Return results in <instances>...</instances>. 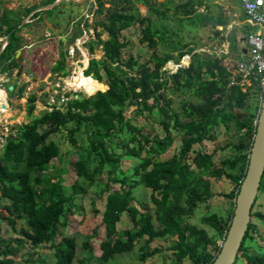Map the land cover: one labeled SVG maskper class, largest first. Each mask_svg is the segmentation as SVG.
Wrapping results in <instances>:
<instances>
[{"label":"trees","instance_id":"16d2710c","mask_svg":"<svg viewBox=\"0 0 264 264\" xmlns=\"http://www.w3.org/2000/svg\"><path fill=\"white\" fill-rule=\"evenodd\" d=\"M137 2L147 6V15L141 14L135 5ZM96 6L99 17L88 46L90 53L101 47L103 55L99 59L91 58L83 71L90 78L88 93L93 89L95 93L90 96L74 93L78 97L70 98L72 93L68 92L65 94L68 99L61 106L64 109H44L38 115H33L37 97L30 94L26 105L30 120L16 125V132L5 137L0 149V264H37L29 258L19 261L17 257L27 246L37 248L43 244L53 249L55 264H73L78 253L76 235H63L56 240L59 226L65 225L67 214L75 210V198L85 196L104 174L106 180L99 197L91 201L93 216L100 213L96 207L99 200L104 207L101 223L105 235L99 243L101 261L107 262L115 254L133 250L143 239L139 247L143 260L166 250L172 255V264L186 261L210 264L220 250L245 175L263 88L258 81L242 80L235 73L236 65L225 62V55L194 51L195 47H189L192 42H181L174 36L175 30L169 31L163 22L168 14L179 20L200 14L191 2L172 5L171 0H96ZM30 10L27 8L25 14ZM39 14L36 11L33 15ZM154 16L162 22L158 24ZM20 20L12 11L4 15L0 37L6 36V39L4 44L0 40V48L3 46L0 71L17 66ZM212 23L214 27L225 26L228 19L219 11ZM134 24L142 26L139 41L146 43L148 55L138 59L129 53L123 59L127 41L121 32ZM249 31L250 26L242 23V41L246 42ZM103 32L107 33L106 39L101 37ZM231 33L227 38L229 51L237 59L243 49ZM173 51H177V59L173 58ZM169 61L175 66L174 71L164 68ZM3 62L6 66H2ZM65 67L62 51L50 71L67 75ZM12 86L10 92L15 84ZM166 90L193 98H182L176 110L171 106L173 100L165 97ZM130 105H135L134 116L157 119L162 134L144 132L143 127L127 118L125 111ZM69 123L73 124L67 129L69 141L76 145L75 134L84 132L87 145L83 151H74L69 159L75 179L67 194L60 176L49 173L48 168L51 160L60 154L58 144L49 137ZM216 125L225 129L233 127L237 133L234 142L226 143L231 153L219 159L220 166L214 160L215 151L195 149L213 138ZM116 134L122 138L113 141ZM175 136L180 137L179 149L165 160L157 159L167 152ZM130 156L138 158V162L127 174L121 165L122 159ZM222 177L234 182L233 190L222 194L230 207L225 216L207 212L201 217V222L213 230L210 233L189 219L199 205L213 196L208 178ZM137 186L151 190V205L133 195ZM263 192L264 172L258 194ZM257 199L251 208V218L263 219L264 214L254 210ZM122 213L128 216L131 228L117 227ZM2 222L16 236L3 237ZM254 233L259 234L250 220L234 263L239 260L244 264H264V248L256 253L250 252L246 245ZM96 235L94 228L82 244L88 253L92 251L88 241ZM157 238L170 243L150 249V243ZM259 238L264 241V236L259 234Z\"/></svg>","mask_w":264,"mask_h":264},{"label":"rangeland","instance_id":"374dc122","mask_svg":"<svg viewBox=\"0 0 264 264\" xmlns=\"http://www.w3.org/2000/svg\"><path fill=\"white\" fill-rule=\"evenodd\" d=\"M173 1L182 3L185 0ZM227 1L230 4V12L227 10L225 13L228 19L230 20L236 17L233 15V12H236V15L242 19L244 11L241 0ZM49 3L51 2H48V0H0V32L4 28L2 23L4 15L10 11L14 12L16 16H20V24L22 21L24 22L18 31L21 37V48L16 57L17 66L0 71V149L5 137L16 132V125L30 120L31 117L27 115L26 111L27 98L30 94H35L37 97L33 115H38L40 111L47 109L48 103L52 102V100L60 103L61 100L58 99H61L68 92L72 93L70 98L74 93H88L87 82L90 78L84 76L82 69L84 71L88 66L87 61L89 62L91 58L99 59L103 55L101 47H96L90 53L88 46V41L94 35L95 21L99 17L95 12L97 7L96 0H59L54 6L47 8L46 6L41 7ZM135 5L142 15L148 14L147 6L140 2L135 3ZM27 8L31 10L25 14ZM35 11H40V14L38 16H32L31 13ZM217 15L218 11H211L207 16L203 15V13H196V15L190 18L179 20L170 13L163 22L166 23L169 31L175 30L176 34L174 36L181 42H192L189 47H195L194 51L218 56L225 55V62L233 64L236 59L235 54L229 51L228 43L225 39L215 34L214 31L221 30L222 34L226 33V37L229 38L232 31L234 34H238L240 24H233V27L230 24L214 27L212 21ZM153 19L158 24L162 22L161 19L155 16ZM141 27L139 24H134L121 32L127 41V45L123 49V59L129 53L138 59L147 57L148 48L146 43L139 41ZM99 29L97 28V30ZM75 35L78 36L75 37ZM101 37L106 39L107 33L103 32ZM0 38L4 44L5 36H1ZM60 39H62V42ZM243 44L247 46V42L244 41ZM160 49L162 48L160 47ZM62 51L65 53V70L68 72L67 75H61L56 72L52 73L50 71L51 66L60 57ZM171 54L174 59H177V51H173ZM2 66H6V62H3ZM19 67L21 68L20 73L18 72ZM164 68L172 71L175 70L173 64H167ZM12 84H15V88L10 92L8 87ZM73 96L76 97L77 94ZM165 97L173 100L171 106L176 110L179 109L182 98H193L191 95L184 96L180 93L171 92L170 90L165 91ZM62 109L64 107H61ZM134 109L135 105H130L125 111V116L132 118L134 123L143 127L144 132L162 134L157 119L134 116ZM72 125L71 123L67 124L66 127H62L49 137V139L58 144L60 154L57 158L51 160L48 171L49 173L55 174L56 177L57 175L60 176L67 194L71 192V185L75 179V174L71 169L69 159L73 156L74 151L77 149L83 151L87 145V138L84 132L75 134L77 139L76 145H73L69 141L67 129ZM172 131L175 133L174 130ZM120 137L121 135L116 134L113 137V141H117ZM236 138L237 133L233 127L225 129L222 125H216L214 127L213 138L196 146L195 149H201L207 152L215 151L214 160L220 166L219 159L229 156L231 153L226 143L234 142ZM179 147L180 137L175 136L167 152L158 156L157 159L165 160L169 158ZM115 150L120 151L119 148ZM137 162L138 158L136 157H124L121 167L125 173L130 174L133 166ZM208 179L213 196L205 203L199 205L189 220L212 233L213 230L201 222V217L207 212H215L222 216L227 214L230 202L222 194L233 190L234 182L225 177ZM105 180L106 175L104 174L100 180L95 182L85 196L78 195L75 198V210L67 214V223L59 226L56 240L60 239L63 235H76L78 253L73 264H172V255L166 250L147 257L145 260L141 259V250L139 247L144 242L143 239L136 243L133 250L115 254L107 262L101 261L99 258V243L105 235V228L101 223V213L104 207L103 202L99 200L96 207L100 209V213L97 216H93L91 201L92 199H98L99 191L103 187ZM150 192L151 190L148 188L137 186L133 191V195L143 203L151 205ZM256 197L258 199L254 210H260L264 214V192L259 193ZM250 220L257 226L258 233L264 236V218L261 219L255 216L250 218ZM117 227L119 229L132 227V223L126 213H122ZM1 228L3 237L16 236V233L3 222L1 223ZM94 228L97 231V235L92 236L88 241L92 246V251H89L90 254L85 248H82V244L87 239V236L92 235ZM259 234L254 233L253 239L246 240V245L249 247L250 252L261 253L263 251L264 241L259 238ZM169 243L170 240L157 238L150 243L149 248L152 249L154 246L165 247ZM24 258H29L37 264H55L54 251L49 244H43L37 248L27 246L20 252L17 260L21 261ZM185 264L189 263L186 261ZM234 264H244V262L238 260Z\"/></svg>","mask_w":264,"mask_h":264},{"label":"water","instance_id":"95a60500","mask_svg":"<svg viewBox=\"0 0 264 264\" xmlns=\"http://www.w3.org/2000/svg\"><path fill=\"white\" fill-rule=\"evenodd\" d=\"M58 2L59 0H55L41 7L43 8L46 6L47 8L49 6H54ZM23 23L22 21L21 24ZM21 24H19L18 27H20ZM2 49L3 46L0 48V53ZM19 52L20 49L16 51L15 57L18 56ZM243 52L246 53V49H244ZM168 64L172 65V62L169 61ZM8 88L10 90L13 86L10 85ZM93 93H95V89L85 94L90 96ZM255 125V133L249 149L245 175L242 178L235 197L229 226L224 239L220 243V250L210 264H234L250 222L251 208L258 194L261 177L264 172V89Z\"/></svg>","mask_w":264,"mask_h":264},{"label":"built area","instance_id":"2783aa9c","mask_svg":"<svg viewBox=\"0 0 264 264\" xmlns=\"http://www.w3.org/2000/svg\"><path fill=\"white\" fill-rule=\"evenodd\" d=\"M245 12V21L250 26L247 34V50L245 54L235 59V73L241 75L242 80L258 81L264 89V0H241ZM227 53V51H226ZM233 78V77H232ZM234 80L231 81L233 83ZM68 97L65 95L58 101L52 100L47 109L61 108Z\"/></svg>","mask_w":264,"mask_h":264},{"label":"crops","instance_id":"0c3cea01","mask_svg":"<svg viewBox=\"0 0 264 264\" xmlns=\"http://www.w3.org/2000/svg\"><path fill=\"white\" fill-rule=\"evenodd\" d=\"M157 1L163 2V1H166V0H157ZM185 1L191 2L194 5V9H196V11L199 12V13H203V15L207 16L209 14V12H211V11H218V12L222 11L224 13L225 17L228 19V16L225 13L227 12V10H229V12H230V9H229L230 4H229V2L227 0H185ZM171 3L174 4V3H180V2L171 0ZM233 15L236 16V17H233L230 20L228 19V23L226 25L230 24V26L233 27V24L234 25L240 24L239 25V28H240L242 23H246L245 18L240 19L236 15V12H233ZM209 16L211 17V15H209ZM241 34L242 33L240 32V29H239L238 34L237 33L235 34L236 35V39H237L236 43H237L238 47H241L243 50L244 49L247 50V46H245L243 44L244 41L241 40V38L243 37V35H241ZM219 36L220 37L221 36L224 37V39L228 43V47H229V41H228V39L226 37L227 36L226 33L222 34V32L220 30ZM243 54H245V52H243Z\"/></svg>","mask_w":264,"mask_h":264},{"label":"bare ground","instance_id":"6f19581e","mask_svg":"<svg viewBox=\"0 0 264 264\" xmlns=\"http://www.w3.org/2000/svg\"><path fill=\"white\" fill-rule=\"evenodd\" d=\"M73 95H74V94H73ZM73 95H72V97H71V98H76V97H78V95H77L76 97H74ZM69 97H70V96H69Z\"/></svg>","mask_w":264,"mask_h":264},{"label":"flooded vegetation","instance_id":"af4514ba","mask_svg":"<svg viewBox=\"0 0 264 264\" xmlns=\"http://www.w3.org/2000/svg\"><path fill=\"white\" fill-rule=\"evenodd\" d=\"M74 5H75V4H74ZM35 12H36V11H35ZM33 14H34V12L31 13V15H33ZM67 25H68V24H67ZM76 25H77V24H76ZM66 32H67V30H66Z\"/></svg>","mask_w":264,"mask_h":264}]
</instances>
